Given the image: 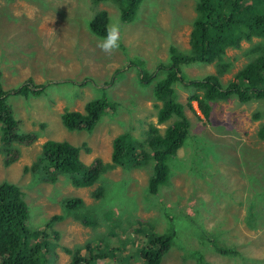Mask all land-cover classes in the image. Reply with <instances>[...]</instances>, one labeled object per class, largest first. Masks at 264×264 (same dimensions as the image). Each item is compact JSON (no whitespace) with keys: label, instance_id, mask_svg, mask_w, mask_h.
<instances>
[{"label":"rangeland","instance_id":"obj_1","mask_svg":"<svg viewBox=\"0 0 264 264\" xmlns=\"http://www.w3.org/2000/svg\"><path fill=\"white\" fill-rule=\"evenodd\" d=\"M197 2L141 0L132 20L123 21L115 0H0L3 87L18 89L30 79L43 86L40 94L9 97L22 132L39 137L31 144H17L21 157L10 166L0 152V182H13L24 192L30 243L47 241L52 263L68 264L71 255L65 247L89 241L99 251L110 252L101 264L119 263L118 256L131 254L140 263L135 254L155 232L174 234L162 264H200V258L203 264H264V140L257 134L264 123V99L217 100L206 118L196 101L194 110L186 105L193 91L179 82L178 100L186 105L191 130L168 160V184L150 193L153 159L138 157V164L112 166L113 141L120 134H128L150 153L152 127L163 133L174 121L158 122L161 101L154 89L166 73L159 66L170 63V47L190 48ZM103 10L109 22L118 20L120 25V47L112 55L96 46L104 36L89 27ZM259 43L254 38L227 50L224 83L254 57ZM217 71V63L182 65L187 79ZM94 100L108 102L94 130H68L63 113L83 112ZM48 140L68 141L81 148L84 162L100 157L108 168L89 187L76 186L64 174L55 182L44 180L31 166ZM101 188L103 196L95 197ZM70 197L84 199L82 211L95 224H84L79 215L64 210ZM56 214L63 219L46 229ZM43 229L46 235L39 237ZM216 246L231 251L222 253Z\"/></svg>","mask_w":264,"mask_h":264},{"label":"trees","instance_id":"obj_2","mask_svg":"<svg viewBox=\"0 0 264 264\" xmlns=\"http://www.w3.org/2000/svg\"><path fill=\"white\" fill-rule=\"evenodd\" d=\"M115 1L121 9L122 20L130 21L141 0ZM196 8L198 15L193 22L189 50L170 47V63L159 66L166 73L154 89L155 97L161 101L158 122L163 124L175 118L174 121L163 133L158 126L152 127L147 140L150 153L145 151L144 145L132 142L125 133L113 141L112 166L135 165L140 160L153 159L154 173L148 185L150 193L153 194L158 193L161 186L168 184V160L184 146L190 134L191 120L186 113V105L193 109V102L196 101L203 115L209 118L212 103L217 100H228L233 96L242 102L264 99V0H198ZM108 22V13L103 10L90 21L89 27L95 34L105 36ZM254 38H258L260 42L255 48L254 57L235 74L234 79L224 83L222 75L229 69V64L224 61L227 50L231 47L240 48L242 41H252ZM196 62L217 63L218 71L201 79L184 78L182 65ZM2 75L0 71V152L3 163L10 166L21 157L17 144H31L39 134L22 132L9 97L13 94L27 97L40 94L43 86L34 84L30 79L18 89L6 90ZM145 76L147 79L150 75ZM179 82L193 91L186 105L178 100L176 84ZM107 108L106 100H94L86 105L83 112L67 110L63 113L62 120L68 130L85 129L92 132ZM254 116L259 118L260 113ZM257 134L264 140V123ZM80 150V147L68 141L48 140L43 144L42 153L32 164L31 170L40 173L42 179L47 181L55 182L64 174L71 176L78 187L93 186L108 165L100 157L91 163L84 162ZM138 157H141L140 160ZM103 193L102 188L98 189L95 197L100 198ZM83 208L85 201L82 197H70L64 201L65 211L79 215L84 224H95V220L82 211ZM63 217L62 214L54 215L46 229ZM28 220L29 206L22 189L10 181L0 182V264H55L50 261L47 241L30 243ZM113 225L116 226L115 223ZM46 229L39 230V237L46 235ZM173 236L172 233H151L145 245L135 254L134 258L140 259V263L133 261L131 254L118 256L119 263L103 264H162L165 254L173 244ZM216 249L222 253L231 251L220 246H216ZM65 250L71 255L68 264H101L100 260L110 254L99 251L91 241L85 245L65 247ZM200 264H203L201 258Z\"/></svg>","mask_w":264,"mask_h":264},{"label":"clouds","instance_id":"obj_3","mask_svg":"<svg viewBox=\"0 0 264 264\" xmlns=\"http://www.w3.org/2000/svg\"><path fill=\"white\" fill-rule=\"evenodd\" d=\"M121 33L119 21H110L104 38L97 41V47L106 55H112L120 47Z\"/></svg>","mask_w":264,"mask_h":264}]
</instances>
